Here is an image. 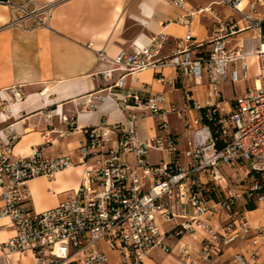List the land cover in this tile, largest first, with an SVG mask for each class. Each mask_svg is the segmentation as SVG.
Segmentation results:
<instances>
[{
  "label": "built area",
  "instance_id": "obj_1",
  "mask_svg": "<svg viewBox=\"0 0 264 264\" xmlns=\"http://www.w3.org/2000/svg\"><path fill=\"white\" fill-rule=\"evenodd\" d=\"M170 1L184 13L177 23L188 29L184 38L174 41L170 56H162L171 39L164 33L146 43L133 42L114 56L97 51L99 63L105 65L98 73L105 87L87 104L94 108L113 100L127 111L126 121L87 128L76 164L70 156L45 158L36 148L29 157L13 159L14 139L0 144V220H7L13 232L0 241L4 264L11 255L23 253H31L36 264H110L102 243L117 253L118 264H146L155 248L173 253L168 233L201 237L196 254L182 245L184 264H210L239 242L248 243L247 251L236 253L228 264H262L264 226L255 227L241 216L215 228L211 217L230 211L234 197L216 202L204 193L210 183H226L221 174L225 168L264 175V0H213L198 9L190 8L187 0ZM214 5L239 13L241 19L221 21ZM204 14L219 25L208 50L191 32L193 22ZM19 19L14 15L12 25L26 20ZM47 21L46 12L35 20L43 26ZM245 31L252 36L231 46L230 38ZM167 69L185 83L183 108H165L166 96L147 85L128 86L130 76L147 70L162 82ZM251 70L254 85L235 94L225 110L223 86L248 82ZM199 88L205 89L200 99L194 97ZM12 92L16 100L23 99L21 90ZM170 114L184 122L183 146L180 136L169 130ZM148 117L157 120L160 133L142 141L138 122ZM151 152L162 155L157 163L151 162ZM77 165L84 167L77 189L58 206L37 212L27 183ZM259 189L256 183L251 192Z\"/></svg>",
  "mask_w": 264,
  "mask_h": 264
},
{
  "label": "crops",
  "instance_id": "obj_2",
  "mask_svg": "<svg viewBox=\"0 0 264 264\" xmlns=\"http://www.w3.org/2000/svg\"><path fill=\"white\" fill-rule=\"evenodd\" d=\"M212 1L204 4L187 0V4L198 9L208 7ZM17 9L20 15L29 11L35 16L12 25ZM44 12L48 15L46 25H34L33 21L41 19ZM183 14L170 0H0V144L15 138L13 159L29 157L36 148L45 158L70 156L76 164L77 150L87 139V128L126 121L127 111L113 100L98 102L94 108L87 104L105 87L98 75L105 65L99 63L97 51L104 49L114 56L133 42L146 43L150 37L164 33L171 37L162 53L168 57L174 52V41L184 38L188 31L177 23ZM224 14L228 15V11ZM204 15L193 22L191 32L197 42L207 43L204 49L208 50V42L217 34L219 25L211 14L208 15L212 21L204 19ZM230 39L231 46L240 40L235 36ZM163 76L160 82L153 70H147L130 76L128 86L139 89L147 85L154 93L166 96L165 108L172 105L183 108L185 83L173 70L163 71ZM227 86H223L224 93ZM13 89L22 91V100L14 98ZM204 90L195 89L194 97L200 99ZM234 98L227 101L224 97L225 110ZM167 118L170 132L180 136L183 146L184 122L175 114ZM157 125V120L150 117L139 121L138 138L145 141L160 133ZM153 153L150 160L157 163L158 160L152 159ZM83 170L82 165H77L53 177L30 180L27 187L35 210L43 212L65 201L79 186ZM256 211H248L246 218L255 227L264 226L263 217L253 221ZM229 219V214L222 212L211 217V224L218 229ZM12 234L8 221L0 220V241ZM167 243L173 253L155 248L145 263L184 264L180 257L182 245L196 254L201 237L168 233ZM247 244L231 245L210 264H228L236 253L247 251ZM100 246L110 264H118L117 253L105 243ZM5 261L0 259V264ZM8 263L36 264L31 253L13 254ZM261 263L264 264V250Z\"/></svg>",
  "mask_w": 264,
  "mask_h": 264
},
{
  "label": "rangeland",
  "instance_id": "obj_3",
  "mask_svg": "<svg viewBox=\"0 0 264 264\" xmlns=\"http://www.w3.org/2000/svg\"><path fill=\"white\" fill-rule=\"evenodd\" d=\"M188 1H199L201 3H208L210 0H188ZM214 12L220 16L222 19H226V21H236L241 19V15L239 13H236L235 11H232L229 8L222 7L219 5H214L212 7ZM228 11V15L224 14V12ZM19 14V12H17ZM15 15L16 18H21L19 20L27 19V18H34L35 14L31 15V12L26 11L23 13V15ZM31 16V17H30ZM227 16V17H226ZM225 17V18H224ZM31 18V19H32ZM42 18V17H41ZM204 19H208L209 21H212L209 18L208 14L204 15ZM40 20V19H37ZM34 25L37 23L35 20L33 21ZM252 33L250 31H245L243 33H239L238 35H235V37H239L240 39L246 38V37H251ZM253 63V60L251 61ZM252 76L251 79L246 82V83H239L236 84L234 87L229 85L227 86L224 91V97L227 101H230L235 95L243 94L244 90L246 88L252 87L254 85V71L251 70ZM15 138H10L8 140L3 141L7 143L8 141ZM13 142V144H14ZM162 155L160 153H153L152 159L158 160ZM221 174L226 178V183L223 182L221 186H214L213 184H209L206 186V192L204 193L207 198H211L213 200L220 201L226 198L234 197V204L231 206L230 211H226L230 217L236 218V217H241V216H246L247 217V212H248V205L254 204L257 207V211L254 213L256 215V218L253 219V221L259 220V218L263 217L264 218V198L261 199V197H264L262 194H258L257 192H251V189L253 186H255L256 183L260 185V188L264 189V175H252L248 174V169L243 168V169H231V168H225L221 171ZM204 182H208L209 178L203 179ZM200 190L203 189V187L199 188ZM255 211V210H254Z\"/></svg>",
  "mask_w": 264,
  "mask_h": 264
},
{
  "label": "trees",
  "instance_id": "obj_4",
  "mask_svg": "<svg viewBox=\"0 0 264 264\" xmlns=\"http://www.w3.org/2000/svg\"><path fill=\"white\" fill-rule=\"evenodd\" d=\"M203 111H205V109H203ZM207 124H210L212 126V128L215 130V126H214V123L213 122H210L208 120L205 121ZM258 194H262L264 195V189L260 188L258 191H257ZM248 211H254L257 209V207L254 205V204H251V205H248L247 207Z\"/></svg>",
  "mask_w": 264,
  "mask_h": 264
},
{
  "label": "bare ground",
  "instance_id": "obj_5",
  "mask_svg": "<svg viewBox=\"0 0 264 264\" xmlns=\"http://www.w3.org/2000/svg\"><path fill=\"white\" fill-rule=\"evenodd\" d=\"M245 6H246V3L244 2V3L241 5L240 9H244Z\"/></svg>",
  "mask_w": 264,
  "mask_h": 264
}]
</instances>
